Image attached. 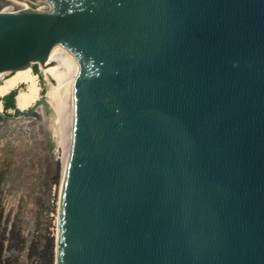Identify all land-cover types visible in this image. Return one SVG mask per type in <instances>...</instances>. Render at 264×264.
Segmentation results:
<instances>
[{"label": "water", "instance_id": "1", "mask_svg": "<svg viewBox=\"0 0 264 264\" xmlns=\"http://www.w3.org/2000/svg\"><path fill=\"white\" fill-rule=\"evenodd\" d=\"M33 63L62 83L53 264H264V0H0V72Z\"/></svg>", "mask_w": 264, "mask_h": 264}, {"label": "rangeland", "instance_id": "2", "mask_svg": "<svg viewBox=\"0 0 264 264\" xmlns=\"http://www.w3.org/2000/svg\"><path fill=\"white\" fill-rule=\"evenodd\" d=\"M32 66L6 72L5 94L32 72ZM36 70L38 97L29 107L34 113L22 110V121L15 113L6 114L10 121L0 131V264H49L50 241L53 264L62 167L60 123L55 103L46 99L48 82L53 81L44 78L38 64Z\"/></svg>", "mask_w": 264, "mask_h": 264}, {"label": "bare ground", "instance_id": "3", "mask_svg": "<svg viewBox=\"0 0 264 264\" xmlns=\"http://www.w3.org/2000/svg\"><path fill=\"white\" fill-rule=\"evenodd\" d=\"M39 69L43 72L44 78L49 79L53 82H48V87L46 91V99L48 102L55 103V110L57 113L56 120H59V143L62 146V155L61 160H63V109H62V83L54 80L50 77L46 71L44 70L43 64L39 65ZM10 74V72H9ZM8 74V75H9ZM6 72H0V96L5 95L4 90V79L6 78ZM22 84L24 85L22 87ZM13 89H16V93L14 95L15 104L18 109L24 110L29 108L28 106L32 105L38 97V85L36 83V75L33 72H30L20 83H18ZM38 112V111H37ZM34 113V112H33ZM57 120V121H58ZM61 182H62V169L60 175V184H59V197H60V189H61ZM58 205H59V198H58ZM58 211V209H57ZM57 231V227H56Z\"/></svg>", "mask_w": 264, "mask_h": 264}, {"label": "trees", "instance_id": "4", "mask_svg": "<svg viewBox=\"0 0 264 264\" xmlns=\"http://www.w3.org/2000/svg\"><path fill=\"white\" fill-rule=\"evenodd\" d=\"M32 72L34 74H37V70H36V64H32ZM16 93V89H12L10 90L7 94H5V98H6V102L4 101L3 103V106L5 108L7 107H14V95ZM4 96V95H3ZM56 179V178H55ZM2 250V244L0 243V252ZM49 253H50V259H49V264H51V256H52V241H50V244H49Z\"/></svg>", "mask_w": 264, "mask_h": 264}, {"label": "flooded vegetation", "instance_id": "5", "mask_svg": "<svg viewBox=\"0 0 264 264\" xmlns=\"http://www.w3.org/2000/svg\"><path fill=\"white\" fill-rule=\"evenodd\" d=\"M36 101V100H35ZM35 101H34V103H35ZM34 103L32 104V105H34ZM28 107H30V106H28ZM29 109V110H28ZM27 111H35V109L34 110H31V108H26V109H24V113H26ZM19 112H21V113H19ZM16 114V116H14V118L17 120V121H22V110H20V109H18L17 107H15L14 108V110H12V114ZM32 113V112H31ZM8 121H10V120H8V116L7 115H4V117H3V119H2V122H1V124H0V131L2 130V128L3 127H5L6 126V123L8 124L9 122ZM20 124H22L21 122H20Z\"/></svg>", "mask_w": 264, "mask_h": 264}, {"label": "built area", "instance_id": "6", "mask_svg": "<svg viewBox=\"0 0 264 264\" xmlns=\"http://www.w3.org/2000/svg\"><path fill=\"white\" fill-rule=\"evenodd\" d=\"M1 97L2 96H0V99H1ZM32 103H34V102H32ZM9 113H12V110H10V109H4L0 105V124L2 122V119H3L4 115L9 114Z\"/></svg>", "mask_w": 264, "mask_h": 264}, {"label": "crops", "instance_id": "7", "mask_svg": "<svg viewBox=\"0 0 264 264\" xmlns=\"http://www.w3.org/2000/svg\"><path fill=\"white\" fill-rule=\"evenodd\" d=\"M7 76H8V75H7ZM7 76H6V77H7ZM4 82H5V81H4ZM4 101L6 102L5 95L2 96L1 99H0V105H1L2 108H4V109L14 110L15 105H16V104H15V99H14V107H12V108H11V107H7V108H5V107L3 106ZM16 107H17V106H16Z\"/></svg>", "mask_w": 264, "mask_h": 264}]
</instances>
